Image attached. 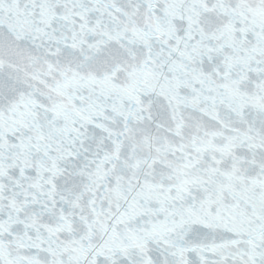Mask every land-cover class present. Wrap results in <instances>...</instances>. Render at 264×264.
Instances as JSON below:
<instances>
[{"label":"snow or ice","instance_id":"6c2138e0","mask_svg":"<svg viewBox=\"0 0 264 264\" xmlns=\"http://www.w3.org/2000/svg\"><path fill=\"white\" fill-rule=\"evenodd\" d=\"M0 264H264V0H0Z\"/></svg>","mask_w":264,"mask_h":264}]
</instances>
